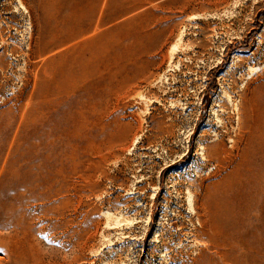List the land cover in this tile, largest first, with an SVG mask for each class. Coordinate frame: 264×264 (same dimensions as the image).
Instances as JSON below:
<instances>
[{"label":"rangeland","instance_id":"1","mask_svg":"<svg viewBox=\"0 0 264 264\" xmlns=\"http://www.w3.org/2000/svg\"><path fill=\"white\" fill-rule=\"evenodd\" d=\"M262 261L264 0H0V264Z\"/></svg>","mask_w":264,"mask_h":264},{"label":"bare ground","instance_id":"2","mask_svg":"<svg viewBox=\"0 0 264 264\" xmlns=\"http://www.w3.org/2000/svg\"><path fill=\"white\" fill-rule=\"evenodd\" d=\"M242 215H243V218L246 219V220H244V221L241 222L242 225H243V224H246V223H249L250 220H249V218H248V211H247L246 209H242ZM248 220H249V221H248ZM245 221H248V222H245ZM247 225H248V224H247ZM248 226H249V225H248ZM246 227H247V226H246ZM244 228H245V226H244ZM247 228H248V227H247ZM247 228H246V229H247ZM244 232H245V231H244ZM231 237H232V236H231ZM233 238H234V237H233ZM224 239H225V238H224ZM226 239H227V237H226ZM228 240H230V239H228ZM244 240L246 241V239H244ZM252 241H253V240H252ZM247 243H248V244H249V243L251 244V242H249V241H248ZM221 244H222V243H221ZM256 245H257V244H256ZM233 246H234V245H233ZM257 246H258V249H259V244H258ZM257 246H256V247H257ZM256 247H255V249H257ZM261 247H262V246H261ZM231 248H232V247H231ZM232 249H233V248H232ZM232 249H230V250H232ZM223 252H224V251H222V254H223ZM230 252H231V251H230ZM254 252H255V251H254ZM257 252H258V250H257ZM257 252H256V254H257ZM259 253H260V252H259ZM246 254H247V253H246ZM244 255H245V254H244ZM259 256H260V254L257 255V257H259ZM242 257H244V256H242ZM251 257L256 258V257H254V256H251ZM253 258H251V260H253ZM259 258H261V257H259ZM259 258H258V261L261 260V259H259ZM249 260H250V258H249ZM255 260H256V259H255ZM253 261H254V260H253ZM253 261H252V262H253ZM250 263H251V262H250ZM238 264H239V263H238ZM242 264H243V263H242ZM252 264H253V263H252ZM259 264H264V262H263V261H262V262H259Z\"/></svg>","mask_w":264,"mask_h":264}]
</instances>
